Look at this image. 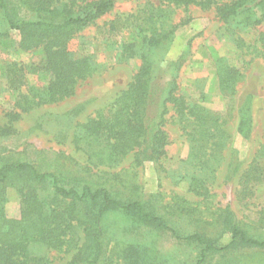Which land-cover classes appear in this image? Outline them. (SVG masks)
I'll list each match as a JSON object with an SVG mask.
<instances>
[{
    "label": "trees",
    "instance_id": "trees-1",
    "mask_svg": "<svg viewBox=\"0 0 264 264\" xmlns=\"http://www.w3.org/2000/svg\"><path fill=\"white\" fill-rule=\"evenodd\" d=\"M190 6L213 10L226 30L264 23V0H151L100 27V38L115 53L116 62L136 60V72L92 117L72 128L70 144L85 158L84 164L63 162L55 171L43 172L30 160L0 156V264H52L48 257L32 251L36 246L62 255L72 253L66 264H103L111 237L141 228L168 234L175 245L188 249L192 257L180 264H243L244 255L264 259V238L258 229L264 217L240 224L228 207L204 217V208L187 205L183 198L161 215L137 197L120 198L113 190L122 189L119 172L113 170L127 156L136 168L144 162L160 167L168 160V125L176 128L188 146L177 177L187 180L193 193L203 195L204 200L210 196L208 177L215 179L223 165L226 178L237 182L241 200H250L256 187L264 185V144L243 170L232 147L233 129L244 140L253 134L251 98L237 111L227 105L223 112L191 102L179 91L180 58L178 64H171L170 79L157 85L155 54L167 50L178 28L168 22L165 11ZM114 7V0H0V45L13 46L11 35L17 33L18 50L41 52L35 71L47 80L44 86H27L26 67L15 61L5 63L1 73L6 89L17 96L13 109L5 114L6 123L0 125V140L15 134L14 124L23 115L73 96L76 86L95 74L98 67L92 56H75L68 47ZM126 33L129 39L124 41ZM260 44L264 50L262 34ZM213 67L220 95L232 102L242 75L222 58L215 57ZM45 183L50 189L41 195L37 187ZM11 184L20 207L18 219L7 218L4 212L5 187ZM175 218L189 231L181 232L176 227L180 222L168 221ZM221 234L229 236L224 246L218 245ZM112 250L119 264L175 262L152 242L123 240L114 242Z\"/></svg>",
    "mask_w": 264,
    "mask_h": 264
},
{
    "label": "rangeland",
    "instance_id": "rangeland-1",
    "mask_svg": "<svg viewBox=\"0 0 264 264\" xmlns=\"http://www.w3.org/2000/svg\"><path fill=\"white\" fill-rule=\"evenodd\" d=\"M148 1L151 0H114L115 7L108 16L84 30L70 42L69 51L75 56L91 55L98 70L92 77L76 86L73 96L59 103L38 107L23 115L14 124L15 134L0 140V156L9 154L12 158L30 160L43 172L55 171V168L63 162L67 165L84 164L85 158L70 144L72 128L77 123L85 122L97 109L110 101L114 94L127 84L139 64L136 60L118 64L115 53L106 47L98 29L116 15L136 12ZM165 15L168 17V22L177 24L178 28L174 31L167 50L161 55L158 52L155 54L157 85L160 86L170 79L174 72L171 64L176 62L178 64L180 58L182 64L177 74L179 91L191 102L215 112H223L227 105L237 111L247 98H251L253 134L250 140L242 139L234 133V129L232 132V147L242 170L245 169L251 162L254 151L264 144V50L260 44V35H264V23L255 27L226 30L215 17L213 10L203 11L195 6L186 9L168 8ZM124 37V41L129 39L127 33ZM11 39L13 46L0 45V125L6 123L5 114L13 109L17 96L16 93L6 89L2 77L1 69L6 62L15 61L26 67L27 86L40 87L47 82L35 71L42 61L41 52L18 50L17 33H12ZM236 40L240 41L241 46H237ZM215 57L224 59L242 75L232 102H228L220 95L214 75ZM233 124L234 119L229 122V125ZM167 128L171 136V143L165 148L168 160L160 167L152 162H144L136 168L132 163L133 158L127 156L119 167L113 170L119 172L121 182L119 186L122 189L113 190L120 198L137 197L154 207L161 215L162 211H167L175 202L180 203V199L183 198L187 201V205L196 204L200 210L204 208V217H209L210 213L225 207L233 212L240 224H249L257 221L258 217H264V185L256 187L254 197L250 200H241L237 194V182L226 178L224 165L215 179L208 177L210 196L207 200L203 199V195L193 193L189 188V182L177 177L182 170V163L188 156V146L181 140L175 127L168 125ZM112 184H115L113 179ZM5 189H7L5 215L10 219H18L20 207L14 188L11 184ZM37 189L40 190L41 195H47L50 188L45 183ZM176 220L175 218L168 221L180 222L176 227L181 232L189 231L182 220ZM258 227L260 237L264 238V224L258 223ZM76 232L75 235L81 236V233ZM123 240L154 243L160 253L174 258L175 262L171 261L169 264H180L183 258L192 257L188 249L175 245L168 234H155L141 228L133 229L128 235L111 237L103 264H119L111 251L114 242ZM228 242L227 234L218 237L219 246H224ZM32 251L48 257L52 264H66L72 255V253L58 254L37 246L33 247ZM242 257L243 264H264L262 258L253 260L249 255Z\"/></svg>",
    "mask_w": 264,
    "mask_h": 264
}]
</instances>
